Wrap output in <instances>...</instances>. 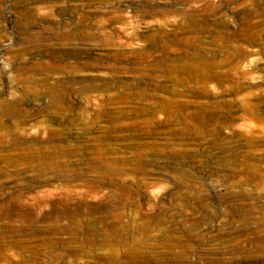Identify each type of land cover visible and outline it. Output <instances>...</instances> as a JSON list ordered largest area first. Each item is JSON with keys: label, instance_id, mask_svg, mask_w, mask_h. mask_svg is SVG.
Here are the masks:
<instances>
[{"label": "rangeland", "instance_id": "1", "mask_svg": "<svg viewBox=\"0 0 264 264\" xmlns=\"http://www.w3.org/2000/svg\"><path fill=\"white\" fill-rule=\"evenodd\" d=\"M0 264H264V0H0Z\"/></svg>", "mask_w": 264, "mask_h": 264}, {"label": "bare ground", "instance_id": "2", "mask_svg": "<svg viewBox=\"0 0 264 264\" xmlns=\"http://www.w3.org/2000/svg\"><path fill=\"white\" fill-rule=\"evenodd\" d=\"M0 111L1 112H9V113H10V111H13L12 113L17 112L16 108L14 106V103H8V104L0 103Z\"/></svg>", "mask_w": 264, "mask_h": 264}]
</instances>
